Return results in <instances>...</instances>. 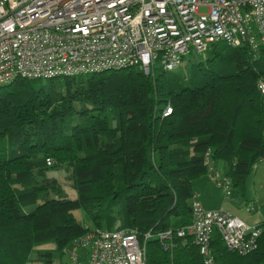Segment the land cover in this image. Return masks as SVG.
<instances>
[{"label": "trees", "instance_id": "obj_1", "mask_svg": "<svg viewBox=\"0 0 264 264\" xmlns=\"http://www.w3.org/2000/svg\"><path fill=\"white\" fill-rule=\"evenodd\" d=\"M259 80L264 45L216 42L184 69L126 66L0 84V264H27L32 253L61 264L53 255L97 228H170L168 242L147 240L145 264H203L192 233L175 230L191 223L193 179L213 161L224 160L231 186L243 191L264 156ZM47 158L64 164L74 197L47 196L57 183ZM256 225L257 247L246 254L228 249L215 228L217 263L263 264L264 220Z\"/></svg>", "mask_w": 264, "mask_h": 264}, {"label": "built area", "instance_id": "obj_2", "mask_svg": "<svg viewBox=\"0 0 264 264\" xmlns=\"http://www.w3.org/2000/svg\"><path fill=\"white\" fill-rule=\"evenodd\" d=\"M216 42L255 51L264 45V0H0V84L126 66L172 70L186 54ZM258 86L264 92V80ZM170 111L167 105L163 115ZM209 158L207 149L205 162ZM211 178L232 193L229 177ZM191 211V223L175 231L192 233L203 264H218L211 248L215 228L230 250L246 254L257 247V225L197 199ZM172 234L170 228L142 235L135 228H97L65 250L70 264H145L147 240L168 242Z\"/></svg>", "mask_w": 264, "mask_h": 264}, {"label": "rangeland", "instance_id": "obj_3", "mask_svg": "<svg viewBox=\"0 0 264 264\" xmlns=\"http://www.w3.org/2000/svg\"><path fill=\"white\" fill-rule=\"evenodd\" d=\"M203 10V8H201ZM210 54V49H202L200 51L193 50L189 54H186L182 59V65L178 69H184L191 63L197 62L200 59H205ZM185 63V64H184ZM213 169H208L206 173L193 179V186L195 190V196L193 199H201L200 203L205 208H218L230 211L240 217L249 225L264 220V156L259 159L252 167L251 171L247 175L244 183L243 191H240L237 187L231 189L233 193L226 194L223 186L218 185L216 181L211 177L223 178L225 176L226 163L222 159H217L212 163ZM47 175L49 178L56 180L55 187L49 189L47 196L61 195L74 197L76 195L75 188L73 186V180L67 170L64 169V164H55L51 159L49 168L47 169ZM202 197H205L211 203H218V207L205 206L202 201ZM253 201L254 209H248V204ZM220 203V204H219ZM32 206H28L30 208ZM75 216L83 223L87 222L84 218L80 208L73 210ZM42 247H53L54 243L48 242L41 244ZM68 247V246H67ZM32 259L27 264H42L37 254H31ZM53 261L55 263L70 264V256L64 249L62 253L53 255ZM264 264V262H263Z\"/></svg>", "mask_w": 264, "mask_h": 264}, {"label": "crops", "instance_id": "obj_4", "mask_svg": "<svg viewBox=\"0 0 264 264\" xmlns=\"http://www.w3.org/2000/svg\"><path fill=\"white\" fill-rule=\"evenodd\" d=\"M212 179V178H211ZM194 196H195V194H194ZM195 198H196V196H195ZM198 201H199V199H197ZM200 201H201V199H200ZM199 201V202H200ZM202 201L204 202V204H205V206H208V207H218V206H216L218 203L216 202V203H211V202H209V200L207 199V198H205V197H202ZM220 204V203H219ZM211 209H216V208H211ZM221 209V208H220ZM223 209V208H222ZM261 221V220H260ZM259 222V221H258ZM258 222H256V223H254L253 225H256Z\"/></svg>", "mask_w": 264, "mask_h": 264}]
</instances>
